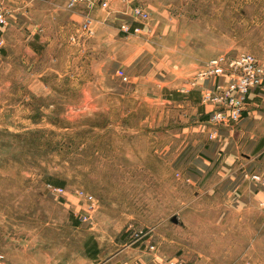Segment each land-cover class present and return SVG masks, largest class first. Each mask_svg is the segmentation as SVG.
Segmentation results:
<instances>
[{
    "label": "rangeland",
    "instance_id": "1",
    "mask_svg": "<svg viewBox=\"0 0 264 264\" xmlns=\"http://www.w3.org/2000/svg\"><path fill=\"white\" fill-rule=\"evenodd\" d=\"M102 1L82 2L109 38L79 1L0 0V263L56 242L64 262L78 245L90 264H264V139L216 151L197 78L219 54L264 67V0H125L131 21Z\"/></svg>",
    "mask_w": 264,
    "mask_h": 264
},
{
    "label": "crops",
    "instance_id": "2",
    "mask_svg": "<svg viewBox=\"0 0 264 264\" xmlns=\"http://www.w3.org/2000/svg\"><path fill=\"white\" fill-rule=\"evenodd\" d=\"M130 7L131 6H129L125 0H110L108 2V13L114 14L117 18L122 20L131 21L130 15L132 12ZM73 8L72 14L77 18L80 17L82 19L84 14L87 13L97 20L98 29H96V31L98 30L100 36L104 35V37L109 38L110 35L116 34V29L110 24L112 19H107V13L103 12L101 8L97 6L87 8L85 2L82 1L77 2ZM89 43L90 42H88V44ZM205 122L208 123L209 120H205ZM213 128L216 134L215 138H218V147L216 148V145L210 144L208 148H205L206 151L213 152L215 148L216 151L218 149L222 150L224 146L228 145L231 147H233V145L240 146V141L237 138H259V140L255 139L253 141L252 148H250L252 152L256 154L260 153V144L263 141L262 139H264V81L259 87L250 92L245 111L238 122L215 124ZM206 161L210 163L209 160ZM215 162V160L212 161V164H215ZM223 168L224 167H216L215 171H221ZM78 236L79 233L77 232V239ZM52 243L53 244L47 248L41 247L37 252H31L29 254L26 245L21 247V244L17 246L16 242L13 245L11 242L8 247V264H90L80 257L78 245L75 251L73 248L71 249V252L67 255L66 261L64 262L65 249L63 245L60 244L58 246L56 242ZM107 260L109 261L108 264H139L134 258L118 256L116 253L111 254ZM140 264L159 263L152 257H149L143 258Z\"/></svg>",
    "mask_w": 264,
    "mask_h": 264
},
{
    "label": "built area",
    "instance_id": "3",
    "mask_svg": "<svg viewBox=\"0 0 264 264\" xmlns=\"http://www.w3.org/2000/svg\"><path fill=\"white\" fill-rule=\"evenodd\" d=\"M77 1L89 2V0H71V2ZM106 5L107 0H103L102 6ZM134 15L138 19H145L147 13L142 8L135 7ZM6 22L4 13L0 11V27L5 26ZM138 30L139 28L132 24L122 23L120 25V31L123 33ZM2 43L3 41L0 39V46ZM117 74L124 80L126 79L122 70H118ZM197 78L199 80L213 79L212 86L202 87L201 91L202 102L210 108V121L216 124L235 123L240 120L245 111L250 92L263 83L264 67L250 53H241L234 57L219 54L204 63L203 68L197 73ZM214 136L215 133L211 132L210 137ZM252 177L259 179L257 175ZM55 190L62 191L61 188ZM78 195L90 203V207L93 208L94 198L92 195L84 192H78ZM260 206L264 209V200L260 202ZM177 264L184 263L177 262Z\"/></svg>",
    "mask_w": 264,
    "mask_h": 264
},
{
    "label": "trees",
    "instance_id": "4",
    "mask_svg": "<svg viewBox=\"0 0 264 264\" xmlns=\"http://www.w3.org/2000/svg\"><path fill=\"white\" fill-rule=\"evenodd\" d=\"M51 184H53V185H60L61 183L58 182V181H56V182H51Z\"/></svg>",
    "mask_w": 264,
    "mask_h": 264
}]
</instances>
